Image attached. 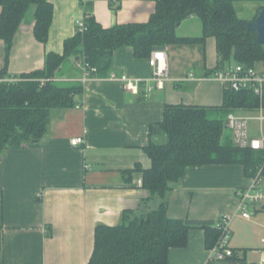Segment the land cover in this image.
Wrapping results in <instances>:
<instances>
[{"label":"crops","instance_id":"1","mask_svg":"<svg viewBox=\"0 0 264 264\" xmlns=\"http://www.w3.org/2000/svg\"><path fill=\"white\" fill-rule=\"evenodd\" d=\"M91 13L104 27L141 24L156 11L152 0H87ZM53 20L46 44L34 36L33 9L16 32L8 57L7 77L44 68L48 53H63L85 19L81 0H51ZM240 19L253 20L264 2L234 3ZM1 13V7H0ZM179 38H200L203 25L191 16L176 30ZM168 81L164 89L152 85L149 58L138 59L129 46L117 49L107 77L83 84L75 107L52 111L45 137L37 143L8 149L0 158V264H88L94 250L97 225L115 226L125 212L143 216L157 209L160 200L140 184L141 172L151 168L145 152L150 141H165L152 126L163 121L167 105L219 108L225 88L215 81H200L218 66L216 40L166 48ZM6 46L0 41V74ZM79 58L68 59L56 79L77 82L83 72ZM111 74L141 82L139 93L127 92ZM194 76V78H192ZM84 143L73 146L72 140ZM250 184L240 164L189 167L168 194V215L174 219L214 222L232 220L231 246L247 264H263L264 211L250 220L238 212L235 191ZM208 259L205 231L192 229L188 245L169 252L170 264H204Z\"/></svg>","mask_w":264,"mask_h":264},{"label":"trees","instance_id":"2","mask_svg":"<svg viewBox=\"0 0 264 264\" xmlns=\"http://www.w3.org/2000/svg\"><path fill=\"white\" fill-rule=\"evenodd\" d=\"M156 11L149 21L141 24L116 25L104 28L92 15L91 3L81 0L86 9V31L78 29L64 43L63 53H48L44 68L22 74L14 82L0 83V158L12 148L41 141L49 128L51 114L56 109L75 107L83 93L77 82L62 84L51 81L44 85L42 79L56 78L63 64L75 57L95 68L97 77L105 78L110 72L114 52L129 46L138 59L149 58L156 48L166 49L179 44H204L208 38L216 40L218 66L223 69L232 63L256 66L264 64V46L256 41V34L246 29L240 19L235 2L264 0H152ZM0 41L6 46V75L8 57L13 38L30 15L34 13V36L46 44L53 20L51 0H0ZM191 16L201 19L203 36L179 38L177 28ZM215 71V70H214ZM214 71L212 73H214ZM211 75V74H210ZM258 99L251 93H234L225 90L219 108L167 105L163 121L152 126L150 135L165 141H150L145 152L151 168L126 171L142 173V187L159 199L157 209L143 216L125 212L122 223L115 226L99 224L95 228L94 250L88 264H170L169 252L188 245L192 229L205 231V247L212 248L219 231L214 222H195L174 219L168 215V194L189 167L240 164L246 175L252 177L262 159L254 151L240 150L225 143L224 119L216 113L228 115L240 108H254ZM221 264H247L245 257L236 254Z\"/></svg>","mask_w":264,"mask_h":264},{"label":"built area","instance_id":"3","mask_svg":"<svg viewBox=\"0 0 264 264\" xmlns=\"http://www.w3.org/2000/svg\"><path fill=\"white\" fill-rule=\"evenodd\" d=\"M77 29L84 33L86 25L84 19L78 22ZM153 67L150 82L152 85L147 87V92L151 93L155 89H164L168 81V56L166 49L154 51L150 56ZM262 67L247 66L240 63H232L223 69H215L214 73L205 76L200 81H215L222 84L225 90L241 93L248 92L258 99V105L254 108H240L228 114L225 120L226 128L231 130L234 144L240 150L254 151L261 154L255 174L250 177V184L235 191V197L238 202L239 214L247 220H250L258 211H264V64ZM83 76L77 83L85 84L88 81L98 78L94 75L97 70L86 64L81 63ZM194 78V76H192ZM112 81H121L127 92L132 94L139 93V80H133L126 75L117 76L111 74ZM16 79H1L2 82H14ZM56 81L58 79H42L41 84ZM257 122L259 127V136H253L250 133V122ZM84 143L82 138L72 140L73 146H79ZM142 186V180L139 181ZM232 220L230 216H221L215 223V228L219 231V238L216 244L208 250V259L204 264H221L228 258L233 257L236 251L231 246L232 238ZM264 264V259H263Z\"/></svg>","mask_w":264,"mask_h":264},{"label":"water","instance_id":"4","mask_svg":"<svg viewBox=\"0 0 264 264\" xmlns=\"http://www.w3.org/2000/svg\"><path fill=\"white\" fill-rule=\"evenodd\" d=\"M246 29L256 34L258 44L264 46V7L259 11L257 17L253 21L246 23ZM161 48H156L154 51H161Z\"/></svg>","mask_w":264,"mask_h":264},{"label":"rangeland","instance_id":"5","mask_svg":"<svg viewBox=\"0 0 264 264\" xmlns=\"http://www.w3.org/2000/svg\"><path fill=\"white\" fill-rule=\"evenodd\" d=\"M32 10L33 9H31L30 13L32 12ZM253 20H250V21H253ZM246 22H248V21H246ZM256 66L257 67H262L263 65L260 62V63L256 64ZM227 117H228V115H223L222 113H220V114L216 113L214 115V118H216V119H224V120H226ZM259 127H260V125L257 122H254V121L250 122V133L253 136H259ZM224 141L227 144H230V145H234L235 146V144H234V138H233V135H232L231 130H229V129L226 130V135H225V140Z\"/></svg>","mask_w":264,"mask_h":264}]
</instances>
